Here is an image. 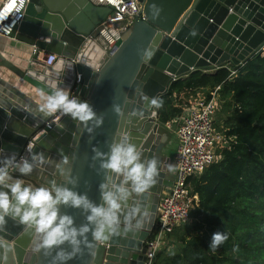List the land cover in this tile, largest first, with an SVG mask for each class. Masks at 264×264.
Segmentation results:
<instances>
[{
  "label": "water",
  "instance_id": "1",
  "mask_svg": "<svg viewBox=\"0 0 264 264\" xmlns=\"http://www.w3.org/2000/svg\"><path fill=\"white\" fill-rule=\"evenodd\" d=\"M138 1L147 21L136 18L108 54L87 36L111 9L89 0H30L16 32L17 39L58 56L51 66L37 59L39 67L16 72L44 95L56 85L87 101L103 118L100 127L95 120L85 127L60 112L37 119L25 104L0 90V159L13 153L18 160L43 154L48 161L31 175L20 177L25 184L64 183L56 165L67 156L68 168L78 179L73 190L101 204L99 185L106 173L93 160V149L108 152L120 133L129 135L142 158H156L163 165L146 196L151 215L145 228L91 250L83 248L69 264H144L145 241L155 225L160 193L173 179L167 171L169 135L143 96L159 99L174 80L196 69L215 68L228 61L240 65L264 44V0ZM146 49L154 51L148 62L141 59ZM113 105H119L123 115L118 116ZM61 214L73 216L77 227L87 223L82 209L61 206ZM0 241L7 246L0 247V257L7 255V264H52L57 251L34 253L33 233L10 218L0 228Z\"/></svg>",
  "mask_w": 264,
  "mask_h": 264
},
{
  "label": "trees",
  "instance_id": "2",
  "mask_svg": "<svg viewBox=\"0 0 264 264\" xmlns=\"http://www.w3.org/2000/svg\"><path fill=\"white\" fill-rule=\"evenodd\" d=\"M210 68L174 80L158 99L167 132L166 123L180 116L184 104L220 85L229 142L218 148L220 160L190 179L198 204L190 221L175 229V248L158 253L153 264H264V49L240 65ZM216 232L229 238L213 253L209 245Z\"/></svg>",
  "mask_w": 264,
  "mask_h": 264
},
{
  "label": "clouds",
  "instance_id": "3",
  "mask_svg": "<svg viewBox=\"0 0 264 264\" xmlns=\"http://www.w3.org/2000/svg\"><path fill=\"white\" fill-rule=\"evenodd\" d=\"M7 19V16L0 15V22ZM153 55L154 51L146 49L141 59L148 62ZM51 87V93L44 97V103L37 108L43 118L62 112L85 127L93 120L97 127L103 124V118L97 116L87 101L73 98L70 90L56 85ZM143 100L154 109L163 106V102L157 98L150 99L145 95ZM113 111L118 116L123 115L119 105H113ZM132 115L137 113L133 112ZM88 131L92 129L88 128ZM28 151L31 152V145ZM93 151V160H98L99 168L106 173L104 182L99 185L102 199L99 205L86 194L73 190L78 179L72 176L68 168L70 159L67 156L62 157L56 165L65 182L53 181L45 186L25 184L20 178L31 175L48 163L43 154L18 160L13 153L0 160V228L9 218L18 221L26 232L33 233L34 253L43 250L47 254L49 250H57L52 264H69L83 248L91 250L116 236L136 234L143 230L151 215L146 196L156 185L163 165L156 158H142V152L131 142L127 133H120L108 152L98 148ZM167 171L174 173L176 169L169 164ZM61 206L82 209L87 214V223L77 227L73 216L61 214ZM228 238L225 232L213 233L209 249L215 253ZM0 247L7 246L0 241ZM91 255L95 256V252H91ZM0 264H7V255L0 257Z\"/></svg>",
  "mask_w": 264,
  "mask_h": 264
},
{
  "label": "built area",
  "instance_id": "4",
  "mask_svg": "<svg viewBox=\"0 0 264 264\" xmlns=\"http://www.w3.org/2000/svg\"><path fill=\"white\" fill-rule=\"evenodd\" d=\"M90 1L111 9L108 16L87 36L95 40L105 54L113 51L115 44L136 18L147 21L142 12L143 4L138 0ZM29 2L30 0L2 1L0 15L7 16L8 19L0 22L1 36L9 37L15 33L24 19ZM262 49H264V44L254 53ZM33 53L46 66L53 65L58 58L57 54L47 52L37 46H34ZM220 89L221 86L218 85L211 91L198 92L191 103L182 106V113L174 120L177 146L173 161L176 171L172 185L163 187L160 193L155 225L151 235L145 241L146 261L144 264H153L158 253L169 251L174 247L176 244L173 235L175 229L190 221L191 211L199 201L198 195L192 192L190 179L220 160L221 155L218 153V148L228 145L229 140L226 134L215 126L216 113L220 108ZM153 113L159 120L156 109ZM61 114L62 112L59 115ZM170 124L171 122H167L166 126L170 128Z\"/></svg>",
  "mask_w": 264,
  "mask_h": 264
},
{
  "label": "crops",
  "instance_id": "5",
  "mask_svg": "<svg viewBox=\"0 0 264 264\" xmlns=\"http://www.w3.org/2000/svg\"><path fill=\"white\" fill-rule=\"evenodd\" d=\"M2 1L0 0V5ZM97 6L106 7L105 5ZM16 32L17 30L9 37L0 35V90H4L5 94H10L11 98L15 101L25 104L24 106L27 109L30 108L35 118L41 119L43 117L38 113L37 108L40 104L44 103V97L47 95H44L43 92L36 89L16 72L26 70L30 66L39 67L37 64V59L39 58L33 53L34 45L17 39ZM229 63L231 62L228 61L226 65ZM215 69L211 67L209 71L211 72ZM174 139L177 140L176 133ZM170 141L171 139H169L166 145V157H170V164L174 166L173 160L176 147L171 150ZM174 175L175 172L170 173L172 179Z\"/></svg>",
  "mask_w": 264,
  "mask_h": 264
},
{
  "label": "rangeland",
  "instance_id": "6",
  "mask_svg": "<svg viewBox=\"0 0 264 264\" xmlns=\"http://www.w3.org/2000/svg\"><path fill=\"white\" fill-rule=\"evenodd\" d=\"M227 115V112L223 111V108H219L217 113H216V118H215V125H216V128L219 130V131H222L224 132L226 130V127L224 126V123H223V119L224 117ZM170 128H168V133H171L172 135H174L175 133V130H176V123L174 122H171L170 124ZM165 131V130H163ZM177 145V140H175L173 137L171 138V141H170V147H171V150L174 149V147H176ZM176 245V244H175ZM175 245L174 247L171 248L174 249L175 248Z\"/></svg>",
  "mask_w": 264,
  "mask_h": 264
}]
</instances>
